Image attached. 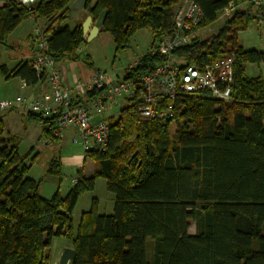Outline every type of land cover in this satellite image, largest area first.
<instances>
[{"label":"trees","instance_id":"16d2710c","mask_svg":"<svg viewBox=\"0 0 264 264\" xmlns=\"http://www.w3.org/2000/svg\"><path fill=\"white\" fill-rule=\"evenodd\" d=\"M73 1L39 0L24 6L8 0L0 6V43L33 13L48 21V55L57 62L79 61L77 49L87 39L82 19L73 29L64 24ZM196 1L203 12L200 28L214 24L230 1L239 0ZM179 2L87 0L82 16L96 20L107 9L100 30L111 33L118 52L129 47L139 29L152 34L154 46L171 31ZM253 18L236 11L218 31L205 39L195 37L176 51L189 62L234 52V103L182 98L174 118L165 120H143L125 108L121 121H110L107 148L85 152V160L94 162L93 176H79L66 197L59 191L40 195L41 179L27 176L19 138L6 140L0 133V264H48L45 250L55 236L71 240L77 251L72 264H264V78L246 73L247 63L264 62V52L244 49L238 42V32ZM30 59L11 75L35 85L44 75L31 67ZM161 60L147 52L135 73ZM87 65L93 66L90 58ZM1 69L8 74L5 66ZM131 73L125 70L124 75ZM173 121L177 125L171 136ZM48 122L44 133L51 135ZM60 171L54 153L47 172ZM96 177L105 178L115 196L113 213L100 214L94 199L75 231V205L83 192L93 190ZM149 238L154 241L150 257Z\"/></svg>","mask_w":264,"mask_h":264},{"label":"built area","instance_id":"2783aa9c","mask_svg":"<svg viewBox=\"0 0 264 264\" xmlns=\"http://www.w3.org/2000/svg\"><path fill=\"white\" fill-rule=\"evenodd\" d=\"M16 1L24 6L36 2ZM240 10L264 23V0L230 1L219 17L229 19ZM30 17H34L33 13ZM202 19L203 12L196 0H180L173 12L171 31L158 38L148 50L153 56H161V61L148 71L135 73L139 58L125 68L132 73L118 80H112L105 71L95 69L88 81L78 79L73 88L65 84L57 61L48 55V35L44 29L36 28L33 38L38 51L30 59V64L49 80L51 92L39 97L21 93L11 99H0V111L15 109L39 115L43 125L47 119L51 135L42 139L45 145L72 129L71 140L80 142L86 152L107 148L112 134L110 121H121L125 108H130L135 116L143 120H165L174 118L178 101L182 98L207 99L217 104L234 103V52L202 60L195 57L191 62L176 53L193 43ZM77 51L80 52L81 47ZM82 92H93V95L86 102L76 100V93ZM120 127H123V122Z\"/></svg>","mask_w":264,"mask_h":264},{"label":"rangeland","instance_id":"374dc122","mask_svg":"<svg viewBox=\"0 0 264 264\" xmlns=\"http://www.w3.org/2000/svg\"><path fill=\"white\" fill-rule=\"evenodd\" d=\"M83 13L84 12H81L79 15L75 16V18L78 17V20H83L85 18V16H82ZM227 19L228 18L226 17H219L214 24L200 27L196 33V37L198 39L207 38L210 35V32L215 30L218 31ZM152 39L153 36L148 30L139 29L132 36L129 47L117 52L111 33L102 29L92 39H86V42L82 46V51L80 52L84 56L85 61L83 62V58L80 59V61L89 67L87 65V59L90 58L94 67L105 71L110 79L118 80L124 77L125 68L129 64L135 63L142 55L148 52ZM238 42L244 49H255L264 52V23L258 22V19H253L248 24L247 29L238 32ZM9 54H12V51L0 44V64L1 62H10V59L7 57ZM246 73L250 77L262 76L264 78V62L260 64L247 63ZM4 92L5 89L0 83V93ZM176 125L177 124L174 121L170 125L171 136H174ZM72 134V130H68L63 133L58 139L59 145L56 149L54 146H49L47 148L41 147V149L40 146H36V148L32 151L27 148L29 143L24 141L22 143L19 154L22 157H26V164L30 160V157H34L38 150L40 151V155H37L38 157L32 167V174H38L39 179H41L40 185L43 186L44 193L49 192L50 183L53 184L56 182V187H54L56 188L55 192L59 191L62 197H66L74 187L75 183L79 181H75V179L79 176L80 163H82L85 168L82 169V171L94 169V162L92 159L87 158L86 160H83L82 157H84L85 154L84 148L80 142L74 143L70 139ZM54 153H57L61 164V171L59 175L47 172ZM94 199L97 200L100 210L99 212L101 214L113 213L115 196L107 189V181L103 177H96L93 190L85 191L79 196L72 213L75 231L80 223L82 212L88 209L90 210ZM189 232L192 234L195 232L194 224L190 227ZM153 246L154 241L149 238L147 246V254L149 257L153 252ZM64 247H73L71 240L57 236L50 240L49 247L45 250L46 256L48 257V264H58L60 254Z\"/></svg>","mask_w":264,"mask_h":264},{"label":"crops","instance_id":"0c3cea01","mask_svg":"<svg viewBox=\"0 0 264 264\" xmlns=\"http://www.w3.org/2000/svg\"><path fill=\"white\" fill-rule=\"evenodd\" d=\"M36 1H39V0H36ZM7 2L8 0H0V6L5 5ZM87 16H85V18ZM77 18L70 16L65 20L64 24L68 25L71 29H73L76 26L77 22L81 20V19L78 20ZM84 19L82 20V22L84 21ZM47 24H48V21L46 19L28 17L24 19L21 23H19L15 27V29H13V31L8 35L4 43H0L4 45L7 49H10L12 51V54H9L7 56L8 59H10V62H1L0 64V83L2 87H4L5 89L4 93H0V99H11L21 93H26L27 95L31 97H39V96L50 94L51 86L47 78L41 79L35 85H27L26 82L20 77H15L11 75V72L20 63L25 62L26 60H29L35 55L34 52L38 51L37 45L33 38L34 31L36 28L44 29L47 26ZM81 58H83L82 55H81ZM57 63H58L57 67L61 70V73L64 77L65 84L71 88L75 86V83L78 79L88 81L92 72L95 69H99L94 66L87 67L80 60L79 61H59ZM1 66H5L6 68L5 70L8 71L7 75H5L4 72L2 71ZM87 94L88 93L86 92H82L80 94L76 93L75 98L78 101L86 102L90 98V96H88ZM68 130H72V129H68ZM66 131H64V133ZM0 133L2 137L5 138L6 140H8L10 136L18 137L20 140L19 141V151H20L23 141L29 143L27 145V148L32 151L36 148V146H40V149L41 147L47 148L49 146H54V148L56 149V147L59 145L58 139L56 142L52 141V143L49 145L43 144L42 139L46 136V134L44 133V127H43L42 122L32 117L31 114L29 113H25V112L15 110V109L0 111ZM37 155L38 156L40 155L39 150L34 157H30V160L27 163V165L29 166L27 176L33 179H39L38 174L36 175L32 174V167L34 165V162L36 161V158L38 157ZM82 158L83 160H85V154H84V157ZM82 169H85V168L83 167L82 163H80L79 176L89 177L93 175L94 169L92 170L87 169L86 171H82ZM54 187H56V182H54L53 184L50 183L49 192L44 193L43 186L40 185L39 193L40 195L44 197H50L53 195V193L56 190V188ZM99 211L100 210L98 206V212Z\"/></svg>","mask_w":264,"mask_h":264},{"label":"water","instance_id":"95a60500","mask_svg":"<svg viewBox=\"0 0 264 264\" xmlns=\"http://www.w3.org/2000/svg\"><path fill=\"white\" fill-rule=\"evenodd\" d=\"M86 3L87 0H74L69 7L71 16L75 17L79 15L85 8ZM107 14V9H104L100 12L96 20H94L91 15H88L84 19V21L82 22V28L83 35L87 34V40H90L97 35V33L100 31V28L105 22ZM76 255L77 251L73 247H64L63 251L60 254L58 264H72V262L76 258Z\"/></svg>","mask_w":264,"mask_h":264},{"label":"flooded vegetation","instance_id":"af4514ba","mask_svg":"<svg viewBox=\"0 0 264 264\" xmlns=\"http://www.w3.org/2000/svg\"><path fill=\"white\" fill-rule=\"evenodd\" d=\"M78 178H79V176H78Z\"/></svg>","mask_w":264,"mask_h":264}]
</instances>
